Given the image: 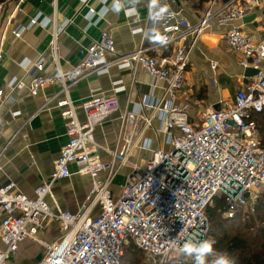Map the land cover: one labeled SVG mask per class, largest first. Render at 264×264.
<instances>
[{
  "label": "built area",
  "instance_id": "1",
  "mask_svg": "<svg viewBox=\"0 0 264 264\" xmlns=\"http://www.w3.org/2000/svg\"><path fill=\"white\" fill-rule=\"evenodd\" d=\"M177 1L160 0L167 8L162 19L160 13L152 9V15L157 14L155 18L162 23L160 34L168 37L166 44L174 45L170 53L150 55L147 48L141 46L130 54L119 56L114 36L103 31L89 46L86 58L64 70L60 65L59 39L72 20L58 25L55 19L49 54L57 72L33 77L29 83L19 78L9 82L11 91L26 90V94L32 96L51 85L61 86L63 97L57 100V106L66 120L68 142L50 178L36 188L34 198L18 191L14 182L0 187V212L3 214L0 239L5 245L0 250V264H11L20 243L26 239L44 245L45 256L39 264H122L130 242L154 262L176 260L182 263L187 258L180 252L182 244L194 237L206 239L207 208L218 194H226L230 202L241 206L253 204L258 199L264 190V147L252 113L264 111V37L257 40L238 23L256 10L264 9V0H228L217 9L219 0H210L203 21L196 25L167 6ZM88 2L83 0L84 6ZM121 7L115 1V8ZM125 11L131 15L135 10ZM104 12L99 14L104 15ZM95 14V9H88L87 17ZM213 16L219 24H231L227 32L229 48L241 54L240 63L244 69L253 68L256 74L236 91L234 102L208 110L204 121L195 124L190 120L187 107L178 103V99L187 84L192 54ZM50 22L39 13L32 18L30 26L46 27ZM24 29L16 30L15 35L21 36ZM45 61L46 57L42 56L35 62V70H44ZM114 65L120 69L141 67L165 83L161 97H145L140 106L159 113L168 147L154 149L151 140H146L142 148L150 154L139 162L130 159V138H125L122 148L114 150L102 146L95 138L97 127L119 110L117 93L121 88H114L112 94L92 92L79 106L84 111V119L79 117L78 105L69 93V88L83 77L107 74ZM216 65L212 62L213 68ZM3 98L4 91L0 90V100ZM18 114L20 111L12 112L14 116ZM124 116V122L142 119L146 126H151L153 120L138 118L134 113ZM3 135L0 117V137ZM101 150L111 158L105 160ZM126 166L129 170L125 174V184L115 196L113 181ZM74 173L92 179L86 200L76 212L54 210L48 198L55 182L68 179ZM97 207L100 210L93 215ZM52 220L61 224L63 234L49 243L42 240L39 233ZM188 258L186 262L194 260Z\"/></svg>",
  "mask_w": 264,
  "mask_h": 264
},
{
  "label": "crops",
  "instance_id": "2",
  "mask_svg": "<svg viewBox=\"0 0 264 264\" xmlns=\"http://www.w3.org/2000/svg\"><path fill=\"white\" fill-rule=\"evenodd\" d=\"M115 1L122 7L116 9ZM224 2L219 0L215 9ZM167 6L179 11L193 25L202 22L209 9L208 3L200 6L197 0H178L167 3ZM89 8L95 9L97 14L87 17ZM125 9L135 11L128 15ZM99 12H104V15ZM39 13L51 22L46 27L39 24L30 26L32 18ZM152 14L149 0H107L106 3L104 0H89L87 6H84L83 0H57L56 3L55 0H8L1 4L0 90L4 91V98L0 100V117L4 135L0 137V187L14 182L18 191L34 198L36 188L50 178L62 148L68 142L66 120L57 106V100L63 97L60 85H51L35 96L27 95L26 90L11 91L9 88V82L14 78L29 83L33 77L57 72L58 68L49 54L54 29L52 21L56 19L59 25L72 20L59 39L60 65L66 70L86 58L89 46L101 37L103 31L114 36L119 56L130 54L141 46L147 48L150 55L172 52L173 44L158 46L153 43V34L160 33L162 23L155 18L157 14ZM252 15H255L253 19H244L238 24L261 41L264 37V9L260 8ZM209 21L210 25L202 33L192 54L186 75L187 84L178 99V103L187 107L190 120L195 124L204 121L208 110L234 102L236 91L255 75L241 66V54L228 46L227 32L231 24H219L215 16ZM20 28H25L21 36L15 35ZM42 56L46 57L44 70H35V62ZM212 62H216L215 68ZM117 87L121 88L117 93L120 108L97 127L96 141L114 150L122 148L125 138H130V159L138 162L141 158L149 157L150 152L142 148L146 140H151L154 149L167 148L159 113L140 106L145 97H161L165 92V83L141 67L136 70L120 69L114 65L107 74H90L71 86L69 93L78 105L79 117L85 118L79 106L92 92L99 90L102 94H112ZM15 111H20V114L12 115ZM129 113H134L138 118H153L151 126H146L142 119L124 122V115ZM101 154L105 160L111 158L104 150H101ZM128 170L126 166L122 173L126 174ZM91 187L90 176L74 173L68 179L55 182L48 202L54 210L76 212L86 200ZM120 190L121 187L112 185L115 196ZM99 210V207L95 208L93 215ZM2 216L0 212V218ZM62 234L61 224L52 220L46 229L41 230L39 237L51 243ZM26 240L20 243L11 264H25L27 259H34L41 246L46 250L42 243L32 239H29L31 245H22ZM4 248L0 239V250Z\"/></svg>",
  "mask_w": 264,
  "mask_h": 264
},
{
  "label": "trees",
  "instance_id": "3",
  "mask_svg": "<svg viewBox=\"0 0 264 264\" xmlns=\"http://www.w3.org/2000/svg\"><path fill=\"white\" fill-rule=\"evenodd\" d=\"M7 1L0 0V5ZM197 1L203 6L210 0ZM252 118L257 122L264 147V111L252 113ZM207 217L206 239L216 241L217 251L227 252L234 264H264V190L248 206L232 203L226 194L220 193L207 208ZM146 257L148 256L134 242H130L125 248L122 264H149L145 262ZM211 259L209 257V264ZM159 264H194V260Z\"/></svg>",
  "mask_w": 264,
  "mask_h": 264
},
{
  "label": "clouds",
  "instance_id": "4",
  "mask_svg": "<svg viewBox=\"0 0 264 264\" xmlns=\"http://www.w3.org/2000/svg\"><path fill=\"white\" fill-rule=\"evenodd\" d=\"M149 8L156 9L160 13L161 19L167 12L160 0H149ZM153 43L166 44L168 37L156 32L152 37ZM216 241L214 239L192 238L186 240L180 247V252L187 257L194 258V264H234L227 252H220L215 249Z\"/></svg>",
  "mask_w": 264,
  "mask_h": 264
},
{
  "label": "rangeland",
  "instance_id": "5",
  "mask_svg": "<svg viewBox=\"0 0 264 264\" xmlns=\"http://www.w3.org/2000/svg\"><path fill=\"white\" fill-rule=\"evenodd\" d=\"M253 70V68H251ZM125 181H126V175L124 173H119L117 175V177L114 179L113 181V185L114 186H119V187H122L124 184H125ZM245 206H248V203L245 205ZM25 241V240H24ZM31 245V242L29 239L26 240V242H24L22 245ZM27 245V246H28ZM39 253L34 257V259H27V262H25V264H39L42 259L44 258L45 256V250L43 249V247H39ZM15 257V256H14ZM190 260V258H185L184 262H186V260ZM172 261H175V260H172ZM145 262L146 263H149V264H159L157 262H154L153 260H151L149 257H146L145 258ZM23 264V263H22Z\"/></svg>",
  "mask_w": 264,
  "mask_h": 264
},
{
  "label": "water",
  "instance_id": "6",
  "mask_svg": "<svg viewBox=\"0 0 264 264\" xmlns=\"http://www.w3.org/2000/svg\"><path fill=\"white\" fill-rule=\"evenodd\" d=\"M6 17V14L4 15L3 19H5ZM255 17V15H252V16H248L245 20H250V19H253ZM254 72V74H256V70H252L251 68L248 69V72ZM237 191L234 192L233 194L236 195ZM246 196L248 197L249 196V193H246Z\"/></svg>",
  "mask_w": 264,
  "mask_h": 264
}]
</instances>
